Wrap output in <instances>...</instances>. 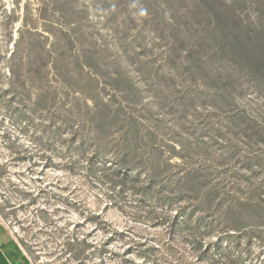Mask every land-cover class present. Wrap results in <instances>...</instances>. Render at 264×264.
Here are the masks:
<instances>
[{
	"label": "rangeland",
	"instance_id": "374dc122",
	"mask_svg": "<svg viewBox=\"0 0 264 264\" xmlns=\"http://www.w3.org/2000/svg\"><path fill=\"white\" fill-rule=\"evenodd\" d=\"M189 1L0 0V219L35 264H264V77Z\"/></svg>",
	"mask_w": 264,
	"mask_h": 264
},
{
	"label": "trees",
	"instance_id": "16d2710c",
	"mask_svg": "<svg viewBox=\"0 0 264 264\" xmlns=\"http://www.w3.org/2000/svg\"><path fill=\"white\" fill-rule=\"evenodd\" d=\"M189 2L192 4L194 11L208 18V25L210 26L207 27L208 30L206 29L204 36L200 37L202 42L211 32L216 37L219 44L218 48L221 51L231 54L235 60L250 68L257 76L263 78V30L257 29L253 32L248 30L238 12L234 10V4H231L228 0H190ZM208 196L209 193H206V197ZM182 221L183 224L193 227L194 230L197 229L191 218L184 217ZM217 250H220L217 253L223 258L230 256V253L223 247H218ZM208 252L209 250L205 254Z\"/></svg>",
	"mask_w": 264,
	"mask_h": 264
},
{
	"label": "crops",
	"instance_id": "0c3cea01",
	"mask_svg": "<svg viewBox=\"0 0 264 264\" xmlns=\"http://www.w3.org/2000/svg\"><path fill=\"white\" fill-rule=\"evenodd\" d=\"M0 264H35L14 233L1 219Z\"/></svg>",
	"mask_w": 264,
	"mask_h": 264
}]
</instances>
